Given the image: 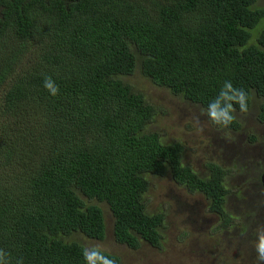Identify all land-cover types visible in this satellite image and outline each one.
<instances>
[{"label":"trees","instance_id":"16d2710c","mask_svg":"<svg viewBox=\"0 0 264 264\" xmlns=\"http://www.w3.org/2000/svg\"><path fill=\"white\" fill-rule=\"evenodd\" d=\"M263 19L256 0H0V249L9 264H89L68 238L102 241L106 225L83 197L108 205L117 243L162 248L165 215L144 199L151 176H171L228 218L223 172L204 179L184 165L182 144L149 130L157 108L124 78L139 66L200 107L230 80L249 110L253 93L262 99L264 122V29L248 44ZM49 75L56 97L43 87Z\"/></svg>","mask_w":264,"mask_h":264},{"label":"rangeland","instance_id":"374dc122","mask_svg":"<svg viewBox=\"0 0 264 264\" xmlns=\"http://www.w3.org/2000/svg\"><path fill=\"white\" fill-rule=\"evenodd\" d=\"M256 6L264 7V0H256ZM263 29L264 19L251 31L254 36L248 44ZM29 57L31 60L32 57ZM138 69L139 66L132 76L124 79L157 108L159 114L150 124L149 130L159 133L167 143L180 140L187 150L185 164L192 165L197 157L207 155L208 150L204 146L208 141L213 143L214 153L224 152L228 145L232 150L233 144L243 152L242 157L236 159L238 164L226 161L230 171L239 169L245 175V181H242L246 183L237 185L238 179L234 178L231 180L233 185H229L226 210L233 220L228 228H221V220L208 211V202L203 195H190L170 176L163 180L151 176V189L144 199L150 213L163 211L165 215L162 248L154 249L143 241L139 249L133 250L117 243L113 233L114 217L108 205L96 200L89 201L85 197L83 199L86 202L103 209L105 239L98 241L82 233H75L68 239L81 243L87 251L99 249L116 255L121 260L120 264H255V251L250 242L252 232L257 224H264V189L257 184L264 172V122L258 118L262 99L252 94L251 108L247 114L237 115L241 128L237 132L228 133L232 137L229 141L224 138V133L207 121L206 116L200 114L202 107L144 78ZM198 120L205 124L207 139L197 132ZM214 138H218L216 144ZM197 141L203 142V148L196 146L191 154L190 145ZM242 158H246L245 161ZM241 216L250 225L248 234L244 236L237 224Z\"/></svg>","mask_w":264,"mask_h":264},{"label":"clouds","instance_id":"9594fccd","mask_svg":"<svg viewBox=\"0 0 264 264\" xmlns=\"http://www.w3.org/2000/svg\"><path fill=\"white\" fill-rule=\"evenodd\" d=\"M43 87L52 97L58 96L60 92L59 85L50 75L44 77ZM249 104L250 97L248 93L243 88L234 86L230 80H225L218 93L208 101L206 107L201 108L200 114L206 116L207 121H210L218 131L224 133V138L226 140L231 141L232 137L228 135V133L231 132L232 125L237 121V107L239 113L247 114L249 112ZM197 123L200 124V121L198 120ZM200 130H204L201 124ZM161 138L163 140V137ZM174 142L182 144L185 149V145L182 142L173 141L171 143ZM178 185L180 186V184ZM237 224L241 229V235H247L250 225L245 222V218L242 216L238 218ZM250 242L255 251V264H264V224H257L255 230L252 232V239ZM84 255L89 264H114L113 260L96 250H86ZM0 264H9L8 254L2 249H0Z\"/></svg>","mask_w":264,"mask_h":264},{"label":"flooded vegetation","instance_id":"af4514ba","mask_svg":"<svg viewBox=\"0 0 264 264\" xmlns=\"http://www.w3.org/2000/svg\"><path fill=\"white\" fill-rule=\"evenodd\" d=\"M159 114V113H158ZM157 114V116H158ZM201 126H203V129L205 130L204 128V124L200 123ZM200 124H196V127H197V132L198 133H201L202 136H204L206 139H207V134L205 133V131H201L200 130ZM240 124V123H239ZM215 127V126H214ZM216 128V127H215ZM240 128H241V124H240ZM240 128L238 130H231V131H239ZM175 135V133H173V136ZM162 137V136H161ZM241 136H238L237 138H240ZM176 141H180V140H176ZM218 141V138H214L213 139V142L216 144V142ZM203 142L202 141H197L193 144H191L190 146L192 147V152L191 154L193 153L194 149L196 148V146L198 148H203L202 146ZM207 150H208V154L205 155V156H202L200 155L199 157H197V159L195 160L194 164L190 165V164H185L184 160H183V163L184 165L190 167L200 178H204V179H213L214 177V174L216 173V169H219L220 172H223V175L221 176L222 178V181L223 183L226 185V188L228 190L229 189V185H233V183L231 182L232 179H238L237 181V185H245L246 183H244V179H245V175L242 174L240 172L239 169H235L233 171H230V167L226 165V161H230V162H233L234 164H238L236 162V159H240V157H242L243 155V152L239 149H236L235 145L233 144V147H232V150L230 149L229 145L226 147L225 151L224 152H218V153H214L213 151V143H210L208 141V144L206 142V146H204ZM186 148H185V154H186ZM229 157V159H228ZM184 158H185V155H184ZM235 159V161H234ZM246 158H242V161H245ZM194 168L198 169L199 172H197ZM218 173V172H217ZM264 173V172H263ZM263 175V174H262ZM165 177L162 178V180L164 179ZM242 178V179H241ZM261 178L262 176L260 177V182H258L257 184L258 185H262L263 187V183L261 181ZM241 180V181H240ZM244 180V181H242ZM182 186V185H180ZM184 189H186V191L192 195V196H197L199 194L203 195L202 193L200 192H192L190 191L189 189H187L185 186H182ZM151 189V181H150V188L149 190ZM264 189V187H263ZM264 192V191H263ZM229 193L230 191L228 192V194L226 195V202H225V205H224V208L226 210V204H227V198L229 196ZM204 198L206 199V201L208 202V205H207V208H208V211L211 213V214H215L218 216V218L221 220L220 222V227L221 228H228V226L230 225V222L233 220L230 216V214L227 212L228 214V218H225L223 217L224 214H218V213H214L212 212L211 210V200L206 197L205 195H203ZM227 211V210H226ZM159 213H163V211L159 212ZM225 219H228L229 220V223L226 224V221ZM154 249H156L154 247Z\"/></svg>","mask_w":264,"mask_h":264},{"label":"water","instance_id":"95a60500","mask_svg":"<svg viewBox=\"0 0 264 264\" xmlns=\"http://www.w3.org/2000/svg\"><path fill=\"white\" fill-rule=\"evenodd\" d=\"M261 181H262V183H263V187H264V173H263V175H262Z\"/></svg>","mask_w":264,"mask_h":264}]
</instances>
